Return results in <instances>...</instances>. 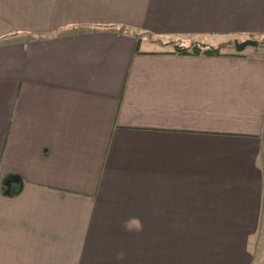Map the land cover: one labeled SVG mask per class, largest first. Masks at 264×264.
Returning a JSON list of instances; mask_svg holds the SVG:
<instances>
[{
  "label": "crops",
  "instance_id": "obj_1",
  "mask_svg": "<svg viewBox=\"0 0 264 264\" xmlns=\"http://www.w3.org/2000/svg\"><path fill=\"white\" fill-rule=\"evenodd\" d=\"M262 37L264 0H0V264H262V44L166 45Z\"/></svg>",
  "mask_w": 264,
  "mask_h": 264
},
{
  "label": "trees",
  "instance_id": "obj_2",
  "mask_svg": "<svg viewBox=\"0 0 264 264\" xmlns=\"http://www.w3.org/2000/svg\"><path fill=\"white\" fill-rule=\"evenodd\" d=\"M260 44L264 45V38H260ZM175 51L181 53H192V54H199V53H206V54H221L222 46H214V45H206L200 43H194L192 46L182 45L180 43L175 44Z\"/></svg>",
  "mask_w": 264,
  "mask_h": 264
},
{
  "label": "rangeland",
  "instance_id": "obj_3",
  "mask_svg": "<svg viewBox=\"0 0 264 264\" xmlns=\"http://www.w3.org/2000/svg\"><path fill=\"white\" fill-rule=\"evenodd\" d=\"M176 43H180L181 44V42L173 39V41L171 43L167 42L166 45L173 44L174 47H175ZM194 43H198V42H193L191 44H187V46H192ZM153 46L161 47L163 45L161 43H155V45H153ZM217 46H222V48H221L222 52H228V51H235L236 50L234 41L224 42V43H221V44H219ZM251 47H252V45H248L246 48L251 49ZM258 50H260V51L262 50L263 51L264 50V45L259 46ZM137 227L139 228V225H137ZM262 243H264V241ZM263 246H264V244H263ZM256 256H260V255H256ZM260 257H261V263L264 264V254H262Z\"/></svg>",
  "mask_w": 264,
  "mask_h": 264
},
{
  "label": "water",
  "instance_id": "obj_4",
  "mask_svg": "<svg viewBox=\"0 0 264 264\" xmlns=\"http://www.w3.org/2000/svg\"><path fill=\"white\" fill-rule=\"evenodd\" d=\"M260 44V41L258 39L255 38H247L244 40H236L235 41V47L238 50H243L245 49L248 45H252V46H258Z\"/></svg>",
  "mask_w": 264,
  "mask_h": 264
},
{
  "label": "built area",
  "instance_id": "obj_5",
  "mask_svg": "<svg viewBox=\"0 0 264 264\" xmlns=\"http://www.w3.org/2000/svg\"><path fill=\"white\" fill-rule=\"evenodd\" d=\"M263 55H264V52H263Z\"/></svg>",
  "mask_w": 264,
  "mask_h": 264
}]
</instances>
